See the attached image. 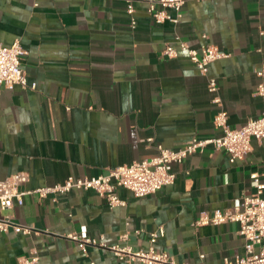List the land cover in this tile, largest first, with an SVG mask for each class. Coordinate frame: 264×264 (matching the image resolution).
I'll return each instance as SVG.
<instances>
[{"label":"crops","instance_id":"obj_1","mask_svg":"<svg viewBox=\"0 0 264 264\" xmlns=\"http://www.w3.org/2000/svg\"><path fill=\"white\" fill-rule=\"evenodd\" d=\"M133 13L127 12V6ZM147 0H0V43L27 50L21 59L35 88L0 92V181L26 172L22 190L90 177L151 157L157 145L177 150L193 137L220 133L213 117L243 125L264 112V0H188L178 22H155ZM171 15L175 16L174 12ZM131 18L135 24H131ZM176 36L191 47L212 43L228 56L201 74L188 56L164 57ZM216 78L220 103L207 91ZM211 144L173 164L175 180L136 197L125 188L110 208L92 189H71L0 210L30 234L0 230V264H19L36 249L39 264H118L108 247L155 246L179 264H222L244 253L238 224L195 226L202 211L231 208L254 192L250 176L264 174V137L251 139L240 160ZM263 180V175L261 178ZM85 231L104 246L83 251L70 237ZM138 231V232H137ZM204 254L201 258L199 255Z\"/></svg>","mask_w":264,"mask_h":264},{"label":"built area","instance_id":"obj_2","mask_svg":"<svg viewBox=\"0 0 264 264\" xmlns=\"http://www.w3.org/2000/svg\"><path fill=\"white\" fill-rule=\"evenodd\" d=\"M147 11L155 22L171 20L178 22L180 10L188 0H147ZM133 7L127 6V12L133 13ZM175 13V16L171 15ZM131 24L135 19L131 18ZM180 52L185 53L195 64L201 74L207 75L209 65L220 58L228 56L216 45L205 43L199 49L191 47L186 41L176 36V44H167L161 51L164 57H176ZM27 50L19 41H14L6 46L0 43V92L3 87L12 89L15 86L22 88H35L36 84L29 83L26 72L21 66V59ZM264 78V68L256 72ZM218 84L215 77L208 76L207 91L212 93V102L220 103ZM256 94H264V82L261 80L256 87ZM227 112L219 109L214 117V126L220 133L208 138L193 137L184 146L177 150L157 145L156 153L147 158L132 161L110 168L106 173L90 177L68 176L62 182L51 185L37 186L31 190H22L28 180L26 172H17L5 180L0 181V210L11 208L14 203L21 205L25 194H37L39 198L51 195L53 200L59 194L71 189H92L102 196L107 205L112 208L122 206L125 200L117 194V188L122 187L130 191L133 196L141 197L156 192L165 185L172 184L175 180L173 164L182 162L188 155L202 150L211 144L214 149H223L229 153L230 161L240 160L251 150V139L261 140L264 137V112L257 117L249 118L243 125L233 127L228 123ZM263 175V180L260 179ZM250 184L254 192L236 200L231 208L202 211L194 225L221 224L234 221L238 224V233L243 236L244 253L236 254L232 258H223L222 264H264V174L254 172L250 176ZM13 229L15 232L30 234L33 228L22 226L9 216L0 218V230ZM138 232V231H137ZM164 230L160 227L157 231L149 233V245L146 249L133 250L130 247L111 245L112 250L119 259L118 264H179L166 251L157 249L155 243ZM78 242L83 251L87 247L105 246L102 236L97 238L89 236L85 231L70 235ZM201 258L204 254L199 255ZM19 264H39L36 249L30 250L27 255L19 258Z\"/></svg>","mask_w":264,"mask_h":264}]
</instances>
